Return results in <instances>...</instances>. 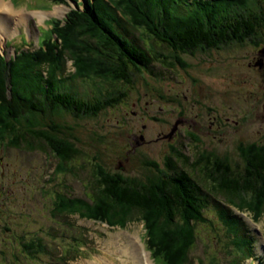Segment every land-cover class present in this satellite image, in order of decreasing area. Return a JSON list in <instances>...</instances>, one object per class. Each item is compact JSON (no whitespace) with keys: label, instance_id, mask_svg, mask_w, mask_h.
<instances>
[{"label":"trees","instance_id":"16d2710c","mask_svg":"<svg viewBox=\"0 0 264 264\" xmlns=\"http://www.w3.org/2000/svg\"><path fill=\"white\" fill-rule=\"evenodd\" d=\"M85 1L65 21L46 24L51 27L50 37L37 51L19 52L9 61L0 55V142L51 152L58 160L56 176L71 173L69 164L81 154L70 137L72 128L57 123L60 117L97 118L127 97L115 85L133 84L135 71L148 70L155 61L187 68L186 54L242 44L264 30V10L255 6L256 0ZM128 27L141 32V38L148 36L167 46L171 54L149 50L134 37L124 36ZM77 80L94 81L93 95L73 91L69 82ZM238 153L243 168L213 151L192 159L174 148L164 168L156 161L147 163L155 173L146 182L108 172L96 163L92 193L85 197L57 193L56 213L77 214L111 228L142 222L152 259H160L161 264H195L191 253L196 225L211 222L206 213L214 206L235 249L230 264L249 259L254 264V241L233 208L250 213L255 223L264 217V145L241 144ZM179 162L204 173L214 184L213 195L205 193ZM37 244H24V252L29 254L36 246L35 255L43 254L45 248ZM198 264L205 262L199 259Z\"/></svg>","mask_w":264,"mask_h":264},{"label":"rangeland","instance_id":"374dc122","mask_svg":"<svg viewBox=\"0 0 264 264\" xmlns=\"http://www.w3.org/2000/svg\"><path fill=\"white\" fill-rule=\"evenodd\" d=\"M2 1L9 5L7 10L0 11V55L8 60L19 52L37 51L50 37L51 27L46 25L49 20L60 19L68 10L69 13L77 9V4L82 7L86 2L77 0L76 4L66 0L63 6L56 0ZM255 6L264 10L261 0H256ZM54 10L58 15L53 14ZM123 34L130 39L134 37L137 44L149 50L171 54L170 48L151 41L148 36L141 38V32H134L131 27ZM246 42L220 51L186 54L183 59L189 65L187 68L177 62L170 68L155 61L148 70L135 71L133 84L115 85L127 97L97 118L77 120L67 114L60 117L57 123L72 128L73 138L70 137L81 151L69 164L71 173L56 176L58 160L51 152L15 148L0 142V264H136L134 256L127 257L122 252L129 245L135 246V242L139 244L136 249L143 254L138 255L139 263L144 256L149 264L147 257L151 253L147 252L146 227L142 222L127 223V228L122 229L80 218L77 214L58 215L54 204L56 194L64 192L71 197L91 194L96 184V163L108 172L146 182L155 173L147 163L156 161L164 168L170 151L156 139L172 130L181 116L201 125L213 118L223 123L231 118L222 131L224 134L217 138L209 134V124L205 125L204 143L195 146L183 140L184 130L180 125L179 139L174 145L192 159L200 152L213 151L230 157L243 168L237 144H249L264 134V107L245 106L251 105L249 97L254 100V91L260 85L258 81L254 84L255 76L244 64L251 49ZM71 64V60L67 61L68 71L72 69ZM69 86L80 95H93L96 90L94 81H70ZM239 118L243 126L233 127V121ZM178 165L186 168L205 193L210 194L214 184L204 173L183 162ZM233 212L241 217L249 231L248 237L254 241L257 260L254 264H264V217L255 223L250 213H241L235 208ZM206 214L211 222L196 225L192 258L195 264L199 259L205 264H230L235 259V249L219 221L218 211L213 206ZM229 235L234 239V234ZM29 242L42 245L45 252L36 256L35 246L32 252L25 253L23 246ZM152 258L150 255L152 264H161L160 259ZM250 263L249 259L242 264Z\"/></svg>","mask_w":264,"mask_h":264},{"label":"flooded vegetation","instance_id":"af4514ba","mask_svg":"<svg viewBox=\"0 0 264 264\" xmlns=\"http://www.w3.org/2000/svg\"><path fill=\"white\" fill-rule=\"evenodd\" d=\"M264 2V0H261ZM260 35L256 36V38L247 41L246 43L250 44V52L247 55V60L244 63L246 65V69L250 72H253L254 77V84L256 85V82L258 81L260 83L259 86H256V90L254 91V100L251 99V97H249L250 99L248 100L249 103L251 105H245L247 107H257V108H261V106L264 107V30H260L259 31ZM220 51V49H219ZM245 82V81H244ZM261 110V109H258ZM264 111V108H263ZM186 111L184 110V113ZM241 113V112H240ZM187 116V115H186ZM180 118L183 119V123L181 124V126H183V130H184V138L183 140H188L189 143H192L193 146L200 144L202 145L204 143V130H205V125L209 124V134H214L213 138H217L219 136H221L222 134H224L222 131L227 128L228 122L230 121L231 118H227V122L223 123V122H215L214 118L211 122L207 123L206 121L202 122V125L200 122L196 121V120H191L189 121L187 118H185L184 116H181ZM202 121V120H201ZM205 123V124H204ZM244 122H241V118H239V120H234L233 121V127L235 128H241L243 126ZM171 132L167 131L163 136H158V138L156 139L157 142H161L163 144H165L169 149V153L166 155H170L172 150L175 148L176 150H179L181 152H184L183 149H181V147L177 148L175 147L174 143L178 141L179 139V130L177 131V133H175L172 138H166L167 133ZM170 134V133H169ZM259 134V132H258ZM264 134H260L256 140L254 141H250V143H256L258 145H264ZM195 143V144H194ZM249 143V144H250ZM241 144H246V143H238L236 146V151L238 152V149L240 147ZM188 147L186 146V149ZM181 149V150H180ZM185 153V152H184ZM197 156V154H196Z\"/></svg>","mask_w":264,"mask_h":264},{"label":"bare ground","instance_id":"6f19581e","mask_svg":"<svg viewBox=\"0 0 264 264\" xmlns=\"http://www.w3.org/2000/svg\"><path fill=\"white\" fill-rule=\"evenodd\" d=\"M7 5H9V4H7L6 2H4V1H2V0H0V11L2 12V11H4V10H7L8 8H6L7 7ZM12 9H14L13 7H11ZM4 9V10H3ZM9 10H10V7H9ZM15 10V9H14ZM69 11V10H68ZM67 11V12H68ZM66 12V13H67ZM12 14V13H11ZM53 14H55V15H58V13L54 10V12H53ZM66 16V14L64 15V17ZM13 17V16H12ZM0 21H1V19H0ZM21 21V20H20ZM76 27V26H75ZM2 28H4V27H2ZM8 33V31H6L5 32V36H6V34ZM136 244H134L135 246H128L129 248H125V250L124 251H122V252H124V254H125V256H127V257H130V255L133 257H135V261H136V264H146V262H145V260L143 259V257H141V259H140V263H139V261H138V255H141L142 253H140V252H138L139 251V249H136L137 247H139V244H138V242H135ZM111 244V243H110ZM130 248H131V251L129 252V250H130ZM116 254V253H115ZM143 255V254H142ZM125 261H127V260H125ZM147 261L149 262V264H152V261H151V259H150V255L148 254V257H147ZM124 262V261H123ZM125 263V262H124Z\"/></svg>","mask_w":264,"mask_h":264},{"label":"water","instance_id":"95a60500","mask_svg":"<svg viewBox=\"0 0 264 264\" xmlns=\"http://www.w3.org/2000/svg\"><path fill=\"white\" fill-rule=\"evenodd\" d=\"M10 59H11V58H10ZM10 59H9V60H10ZM182 123H183V119H182V118H179L178 120H176V122L174 123L173 128H172V130H171V132H170V134H168V135L166 136V138H172V136L177 132L179 126H180ZM141 140H144V137H141Z\"/></svg>","mask_w":264,"mask_h":264}]
</instances>
